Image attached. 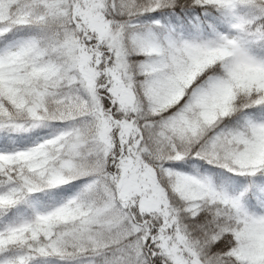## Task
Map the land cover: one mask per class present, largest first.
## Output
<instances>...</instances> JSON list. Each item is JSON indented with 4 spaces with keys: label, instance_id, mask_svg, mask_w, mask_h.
Wrapping results in <instances>:
<instances>
[{
    "label": "snow or ice",
    "instance_id": "obj_1",
    "mask_svg": "<svg viewBox=\"0 0 264 264\" xmlns=\"http://www.w3.org/2000/svg\"><path fill=\"white\" fill-rule=\"evenodd\" d=\"M0 264H264V0H0Z\"/></svg>",
    "mask_w": 264,
    "mask_h": 264
}]
</instances>
